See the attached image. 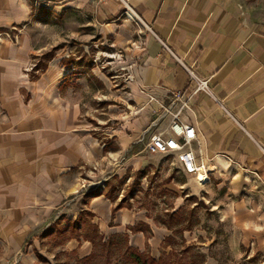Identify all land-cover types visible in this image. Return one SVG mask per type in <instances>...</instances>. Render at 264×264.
Listing matches in <instances>:
<instances>
[{"label": "crops", "instance_id": "0c3cea01", "mask_svg": "<svg viewBox=\"0 0 264 264\" xmlns=\"http://www.w3.org/2000/svg\"><path fill=\"white\" fill-rule=\"evenodd\" d=\"M41 8L88 12L100 37L123 51L130 65L126 112L113 136L95 134L56 71L33 81L27 76L38 53L27 31ZM181 63L210 79L235 121L209 96L191 97ZM178 113L195 130L190 147L202 167L187 174L170 155L186 176L181 188L216 206L213 196L226 193L244 242L264 247V0H0V264H74L70 259L89 257L93 247L84 240L50 253L41 244L52 224L76 221L83 210L94 215L103 242L125 238L158 260L170 231L135 207L113 214L116 204L103 195L84 204L90 191L83 183L104 185L128 171L158 168L161 155L148 151L149 141L174 137Z\"/></svg>", "mask_w": 264, "mask_h": 264}, {"label": "rangeland", "instance_id": "374dc122", "mask_svg": "<svg viewBox=\"0 0 264 264\" xmlns=\"http://www.w3.org/2000/svg\"><path fill=\"white\" fill-rule=\"evenodd\" d=\"M30 24L27 35L38 53L26 69L27 76L31 81L35 80L43 74L41 69L45 65L46 70L56 71L62 87L84 107L95 134L101 138L113 136L117 119L122 111L123 114L126 112L122 96L127 92L130 65L126 63L123 51L113 47L112 38L103 40L100 37L94 18L88 12L56 13L41 8L36 10ZM10 38L14 40L17 36ZM37 66L41 69L34 72ZM159 158L158 168L140 178V186L134 190L131 199L133 207L152 218L156 226H165L171 233L162 245L164 251H160L159 259L164 253H172L174 260L183 264H264V247L256 242L245 243L243 230L232 223L226 193L213 196L217 206L210 201L190 200L191 196L181 188L186 183V176L178 170L173 157L161 155ZM134 173L131 172L121 186L119 180L124 177H112L105 184L111 182L119 186L118 196L123 197L135 182ZM98 182L97 179L84 182L83 188L90 193L108 189ZM92 183L94 185L88 186ZM179 202L181 208H178ZM174 213H179L178 218L171 216ZM31 243L26 245L29 247ZM41 244L50 253L66 243L58 246L49 239ZM140 252L148 253L147 250ZM36 255L37 258L40 256ZM75 260L70 259V263L83 264L84 259ZM103 261L96 260L92 264H104Z\"/></svg>", "mask_w": 264, "mask_h": 264}, {"label": "trees", "instance_id": "16d2710c", "mask_svg": "<svg viewBox=\"0 0 264 264\" xmlns=\"http://www.w3.org/2000/svg\"><path fill=\"white\" fill-rule=\"evenodd\" d=\"M41 69L37 66V70ZM42 71L46 70V65L42 67ZM149 169L144 171H136L135 182L128 189L127 194H124L120 201L119 186L123 185L132 171H128L127 175L119 180V186L113 185L111 182L105 184L106 191H95L86 195L84 204H88L89 200L99 196H105L114 205L113 214L122 208L132 209L131 199L134 197V190L140 186L139 180L145 176ZM117 179V178H115ZM161 193L170 194L169 191H161ZM190 200H195V197H189ZM179 213L171 214L172 217L178 218ZM94 215L89 210H83L76 221H68L65 218L59 219L52 224L42 235L41 239H53L55 245H63L73 239L84 240L93 245L92 254L82 261L83 264H92L96 260H104V264H183L181 261L174 260V255L163 254L158 261L150 257L148 253H141L139 250L128 245V240L121 237L109 238L103 242V237L100 235L98 227L92 223ZM122 241V242H121ZM40 262H46L45 259L38 256Z\"/></svg>", "mask_w": 264, "mask_h": 264}, {"label": "built area", "instance_id": "2783aa9c", "mask_svg": "<svg viewBox=\"0 0 264 264\" xmlns=\"http://www.w3.org/2000/svg\"><path fill=\"white\" fill-rule=\"evenodd\" d=\"M176 58V57H175ZM179 61V59L176 58ZM180 62V61H179ZM182 64V63H181ZM190 78V95L191 97L198 94L209 96L214 102L228 115L231 119L234 117L226 109V107L217 99L210 87V79L202 78L193 70L182 64ZM175 98L182 97L181 91L175 92ZM189 100V99H188ZM186 103H183L182 108ZM171 130L174 137L164 139L157 135L151 137L148 144V151L151 154H160L170 156L173 155L178 164H180L187 174H197L201 171V166L196 163V158L191 150V143L196 139V133L193 127L184 125L179 120V113L176 114ZM143 139V138H141Z\"/></svg>", "mask_w": 264, "mask_h": 264}, {"label": "bare ground", "instance_id": "6f19581e", "mask_svg": "<svg viewBox=\"0 0 264 264\" xmlns=\"http://www.w3.org/2000/svg\"><path fill=\"white\" fill-rule=\"evenodd\" d=\"M203 179H204V177H203V176H201V177H200V180H203Z\"/></svg>", "mask_w": 264, "mask_h": 264}]
</instances>
